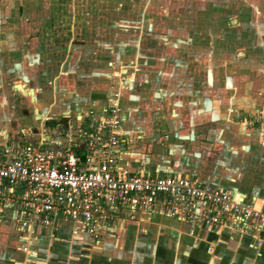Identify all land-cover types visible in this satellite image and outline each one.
<instances>
[{
    "label": "crops",
    "instance_id": "1",
    "mask_svg": "<svg viewBox=\"0 0 264 264\" xmlns=\"http://www.w3.org/2000/svg\"><path fill=\"white\" fill-rule=\"evenodd\" d=\"M22 15L20 31L0 36V147L40 134L64 144L66 126L117 94L132 139L120 167L191 176L264 212V125L239 124L264 115V0H51ZM160 137L174 139L170 155L149 153ZM119 213L92 244L65 220L22 229L19 212L0 207V264H264V225L230 219L214 231Z\"/></svg>",
    "mask_w": 264,
    "mask_h": 264
},
{
    "label": "built area",
    "instance_id": "2",
    "mask_svg": "<svg viewBox=\"0 0 264 264\" xmlns=\"http://www.w3.org/2000/svg\"><path fill=\"white\" fill-rule=\"evenodd\" d=\"M117 98L110 95L102 115L90 112L81 121V144L68 128L64 144L40 134L35 142L0 147V207L19 212L22 229L56 228L58 220H65L72 238L94 244L103 230L121 221L123 209L130 218L137 211L158 213L214 231L230 219L243 228L264 225V212L194 177L120 167L118 159L132 139L121 130L124 112ZM240 122L264 125V115Z\"/></svg>",
    "mask_w": 264,
    "mask_h": 264
},
{
    "label": "rangeland",
    "instance_id": "3",
    "mask_svg": "<svg viewBox=\"0 0 264 264\" xmlns=\"http://www.w3.org/2000/svg\"><path fill=\"white\" fill-rule=\"evenodd\" d=\"M50 1L51 0H0V32H1L0 36L1 35L3 36L4 34H6L7 36L10 35L15 29L14 25H17V28L15 30L20 31L19 24L14 22L17 19L13 20V17L17 16V15L20 17H23V15H22L23 9H24L25 14H27L28 16L33 15V14L43 15L44 6L47 7V5ZM69 1L71 2V0H69ZM55 2H56V0H55ZM53 8L51 9V11L53 10ZM153 8H155V7H153ZM132 12H133V14H135L136 8L135 9L133 8ZM210 12H212V9L210 10ZM158 14H159V12L151 13L150 15L154 16V15H158ZM203 14H205V13H203ZM209 14H211V13H209ZM225 68L227 69L228 67L226 66ZM230 121H233L235 124H238V122L236 121L235 118L234 119L232 118ZM67 122H70V121L67 120L65 126L68 125ZM240 123L241 122H239V124ZM215 128H217V129L219 128L220 132H222V130L225 131V129L227 128V125L226 124L221 125V126L217 125V126H215ZM217 129H215V130H217ZM70 131H72V130H70ZM225 133H227V132L225 131ZM227 135H229V134H227ZM136 136L138 139H140V137H142L143 135L136 132L134 137H136ZM151 137L156 138V137H158V135L152 134ZM197 137H199V136L197 135ZM159 139H160V141H159ZM159 139H158V141L156 139L157 145L155 144L156 146H152L150 148L149 153L150 154L154 153L157 155L161 154V148H163V149L167 150V154L170 155V153L168 151L169 149H168L167 144H170V143L172 144L174 139H171V137H169V139L166 140V143H164L165 141L161 140V137ZM178 142H179V140H178ZM176 145H182V144L177 143ZM143 147H145V144H143L141 146V143H139V141L135 145V149L138 150V153H143V150H142ZM146 149H148V148L146 147Z\"/></svg>",
    "mask_w": 264,
    "mask_h": 264
},
{
    "label": "trees",
    "instance_id": "4",
    "mask_svg": "<svg viewBox=\"0 0 264 264\" xmlns=\"http://www.w3.org/2000/svg\"><path fill=\"white\" fill-rule=\"evenodd\" d=\"M66 130H68V126H66ZM71 135H72V137L74 138V140L76 139V141L79 143V144H81L82 143V141H83V137H84V134L83 133H81L79 130H72V132H71Z\"/></svg>",
    "mask_w": 264,
    "mask_h": 264
},
{
    "label": "water",
    "instance_id": "5",
    "mask_svg": "<svg viewBox=\"0 0 264 264\" xmlns=\"http://www.w3.org/2000/svg\"><path fill=\"white\" fill-rule=\"evenodd\" d=\"M60 122V119H56V120H52L50 122H48V124L52 125V124H58Z\"/></svg>",
    "mask_w": 264,
    "mask_h": 264
},
{
    "label": "bare ground",
    "instance_id": "6",
    "mask_svg": "<svg viewBox=\"0 0 264 264\" xmlns=\"http://www.w3.org/2000/svg\"><path fill=\"white\" fill-rule=\"evenodd\" d=\"M257 210V209H256Z\"/></svg>",
    "mask_w": 264,
    "mask_h": 264
}]
</instances>
